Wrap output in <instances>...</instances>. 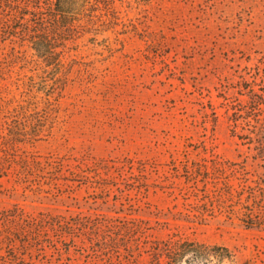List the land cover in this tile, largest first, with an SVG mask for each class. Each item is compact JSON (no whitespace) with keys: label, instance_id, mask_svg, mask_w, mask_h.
I'll use <instances>...</instances> for the list:
<instances>
[{"label":"rangeland","instance_id":"1","mask_svg":"<svg viewBox=\"0 0 264 264\" xmlns=\"http://www.w3.org/2000/svg\"><path fill=\"white\" fill-rule=\"evenodd\" d=\"M88 13L36 43L57 52L49 62L0 17V211L136 220L140 249L129 260L47 230L45 250L16 240L14 253L151 264L153 246L186 239L228 249L215 264H264V223L243 221L264 219V0H109Z\"/></svg>","mask_w":264,"mask_h":264},{"label":"trees","instance_id":"2","mask_svg":"<svg viewBox=\"0 0 264 264\" xmlns=\"http://www.w3.org/2000/svg\"><path fill=\"white\" fill-rule=\"evenodd\" d=\"M108 1L0 0V17L3 15L8 22L11 21L7 24L8 33L22 32L23 37L29 33L36 45L35 50L40 56L48 57L49 62V57L55 56L57 52L53 47L45 52L39 49L36 43L44 37L51 36V33L55 32L54 29L60 27L71 29L76 22L81 20V17L90 16L88 12L95 11L98 3L106 5ZM35 164V166L30 165L26 168L28 174L33 175L44 169L39 166L41 162L37 161ZM99 169L97 167L95 171ZM74 175L80 178V181L89 178L86 170ZM27 178L29 176H25V179ZM243 221L250 226H261L264 223L261 216H253L251 213L246 214ZM0 225L3 227V229L0 228V236L4 235L3 239L11 242L8 250L10 254L0 258L3 264H22L25 261L13 251L14 244L12 243L16 240L23 248H35L38 251H43L48 245H52L48 244L50 239L46 238L47 230L53 231L57 236L61 234L86 235L100 250L118 255V257L123 248L127 251L126 258L130 260L129 257H133L134 250L140 249L137 235L145 230L136 220L118 221L105 217L92 218L81 214L69 217L43 212L38 216L26 215L17 205L0 211ZM152 248L151 264H215L214 259L228 255L219 254V251L228 252L226 248L212 247L186 239H169Z\"/></svg>","mask_w":264,"mask_h":264}]
</instances>
